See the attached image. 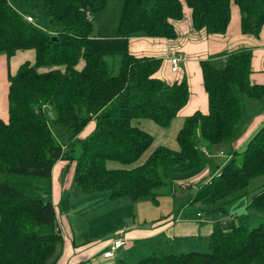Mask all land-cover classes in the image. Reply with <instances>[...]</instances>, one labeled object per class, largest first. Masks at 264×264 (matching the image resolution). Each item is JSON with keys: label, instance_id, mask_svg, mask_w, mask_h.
Masks as SVG:
<instances>
[{"label": "trees", "instance_id": "1", "mask_svg": "<svg viewBox=\"0 0 264 264\" xmlns=\"http://www.w3.org/2000/svg\"><path fill=\"white\" fill-rule=\"evenodd\" d=\"M21 1L42 2L50 22L60 28L44 29L9 0H0V52L7 57L21 49L36 53L34 62H23L10 74L7 115L0 116V264H56L60 258L64 239L56 231L52 201V168L59 159L76 161L72 180L81 192L107 190L113 199L137 202L156 200L171 172L204 166L212 146L227 142L232 152L220 174L190 194L192 203L219 210L243 196L252 178L264 175V121L241 150L233 146L245 101L264 105V83L251 79L250 48L229 53L220 67L201 61L208 112L196 110L185 118L176 135L177 149L158 144L138 165L133 163L154 136L133 120L148 118L169 126L187 104L190 90L185 76L167 82L157 75L161 58L137 56L128 49L134 34L175 38L174 22L184 16L185 6L196 30L225 33L236 4L241 31L259 35L264 0H122L114 36L93 32V14L109 0ZM116 56L120 64L110 65ZM43 105L55 110L52 125L67 138L64 143L46 122ZM90 120L96 122L94 131L79 137ZM107 161L123 166L109 168ZM248 209L264 214V187L252 194ZM249 217L236 214L215 221L208 252L175 253L152 244L133 264H264V221L250 227Z\"/></svg>", "mask_w": 264, "mask_h": 264}, {"label": "crops", "instance_id": "2", "mask_svg": "<svg viewBox=\"0 0 264 264\" xmlns=\"http://www.w3.org/2000/svg\"><path fill=\"white\" fill-rule=\"evenodd\" d=\"M174 23L177 30V36L175 38L134 34L128 39V49L132 54L137 56L147 55L161 58L162 63L157 75L163 80L172 82L175 79H181L184 76L188 80L190 90L189 100L179 111L178 115L172 119L169 126L161 127L148 118L133 120L134 125L150 132L154 136L153 144H155V146L163 144L177 149L179 146L174 144V138H176L177 132L183 125L185 118L196 110H200L204 113L208 112V94L203 81L201 68L202 60L207 59L215 66L220 67L225 64L229 53L242 48H250L253 53L251 62V79L253 82L264 83V27L259 35L242 32L240 28V10L236 4L232 5L231 21L225 33H207L205 30H196L191 22V13L187 6L184 8V16L179 20H175ZM29 51L33 53V60H29L27 56L21 58V56L24 54L26 55ZM176 52L182 53L183 56L179 61L177 69L174 71L171 68L170 56ZM35 54V49H21L16 51L11 57H7L6 54L5 56L0 55V61L2 59L6 61V74L2 75L1 79L3 80H0L4 83L3 86L0 85V100L2 101V103L0 102V116L5 117L7 115V90L10 74H15L23 62H34ZM10 60L13 62V67L15 69L14 72H11L10 65H12V63ZM84 64V60H81L77 65V68L81 69ZM243 116L245 119L243 117L241 132L233 142L234 148L238 150H241L245 146V143L250 136L256 131L261 122L264 121V105L260 104L259 108L255 105L250 108L249 105L245 103ZM92 123H95L96 127L95 120H90L83 130L91 126ZM81 132L79 134H81ZM157 136L159 138L158 140ZM153 148L151 150H153ZM151 150L146 153L144 159H146ZM228 157L230 158V154ZM65 161L66 160L59 159L52 168L53 204L56 200L55 189L56 184L58 183L57 179L60 180V182L63 181L62 173ZM107 164L109 168H119L123 166L121 163L115 161H108ZM199 174L200 172L193 174V179L199 177ZM249 201L251 200L248 199L245 202H242V205H239V208H236L234 212L232 211L227 218L235 217L236 214H242L244 211L249 210ZM234 203L237 204V201L232 202V204ZM70 213L71 212H66L67 217L64 219L65 225H63V223L59 224L64 242L62 254L56 264H116L118 260L120 264H127L126 262L129 261V259L136 257L137 254H139L144 245V243H140L139 245L136 241L150 238L151 241L149 242H152V244H159L161 246L163 243H167L174 246V241L177 237L180 238L183 235H189L193 232L191 226H173L169 220L171 214H168L161 217L159 228L154 230L151 234L150 230L144 225L146 219L143 217L142 213L141 218H139L138 221L136 220V224L133 226L130 224L123 226L126 228L125 236L127 238V243L125 245L127 246L123 249H121L122 247L118 249L115 256L117 258L116 260V258L103 257L102 253L104 250L108 249V244L111 239L102 241L100 237L103 233H109L110 231L113 232L114 236V231L122 226L113 225L108 228L101 226L102 229L101 232H99L89 225L86 228L81 220L77 219L80 226H78V233H76L71 226L70 218L68 217ZM147 217L149 218V216ZM57 218H59L58 214ZM180 218L181 217H178L176 220H179ZM257 218L262 219L263 217L262 215H257ZM204 222L207 223L206 220ZM213 223L214 222L210 223L209 227H205L208 236L212 230ZM63 232L65 235L70 233L71 236V241L69 242V255L66 254L69 240L67 236L63 235ZM99 233H101L100 236ZM90 241H93V245H89ZM75 249L78 250L75 252ZM131 249H137L138 253L129 256Z\"/></svg>", "mask_w": 264, "mask_h": 264}, {"label": "rangeland", "instance_id": "3", "mask_svg": "<svg viewBox=\"0 0 264 264\" xmlns=\"http://www.w3.org/2000/svg\"><path fill=\"white\" fill-rule=\"evenodd\" d=\"M9 1L17 8V10H19L20 13L22 12L25 15H32V17L34 18V23L38 24L44 29L52 31L60 28V25L58 23L50 22V17L47 14L46 8L42 2L21 0ZM122 9V0L107 1L106 5L102 10H99L93 14V32L96 34L99 33L101 34V36L116 35V33L118 32V23L120 20ZM0 55L5 56L3 52H0ZM24 56H27L29 60L34 59L33 53L31 51H29L26 55L24 54L23 56H21V58H23ZM110 60H113L112 64L110 65L117 66L120 64V61L122 59L120 56H116L115 58H111ZM11 63V72H14L15 69L13 67V62ZM5 65L6 61L2 59L0 61V80H3L1 79L2 75L6 74ZM0 85L3 86L4 83L0 81ZM0 102L2 103L1 100ZM245 103L248 104L250 108L255 105L259 108L261 104L260 102L251 100H246ZM43 109L45 112L44 116L46 122L49 126H51L52 132L56 140L58 142L64 143L67 138L61 132H58L52 125V121L55 117V110L50 108V106L48 105H43ZM94 129L95 123H92L91 126L85 128L81 132V134H79V137H86L90 135L94 131ZM158 139L159 138L157 136V140ZM174 144L178 145L176 138H174ZM154 146L155 144L151 145L149 149L143 154V156L133 164L138 165L144 162V157L146 156V153L151 150ZM231 152L232 147L230 143L222 142L213 145L210 149V152L205 156L206 164L204 166L189 171L171 172L167 180V186L158 189L159 194L156 200L143 199L137 202H132L129 198L113 199L110 197V193L107 190L95 193L81 192V190L74 184L73 180L71 179L75 172L76 161L66 160L64 162V169L62 173L63 181L60 182V180L57 179L58 183L56 184L55 189L56 200L54 201V205L59 217L57 218L56 231L61 233L59 224L63 223V225H65L64 219L67 217L66 212H71L68 217L70 218L71 226L74 228L76 233H78L77 228L78 226H80V223L79 221H77V219H80L82 224H84L86 228L89 225L94 230L101 232V226L105 228H108L109 226L113 225L127 226V224H130L133 226L134 224H136V220L138 221V219L141 218V214L143 213V217L146 219L144 221V225L150 230L152 234L154 230L159 228L161 217L171 214L169 220L171 221V224H173V226H191V230L193 232L189 235H183L180 238L177 237L174 241V246H171L167 243H163L161 245V249L175 253L189 251L208 252L210 251V248L208 246V235L206 234L205 227H209L210 223L215 222L217 220L227 221L228 219H230L227 218L228 213L230 214L232 211L234 212L236 208H239V205H242V202H245L248 199L251 200L252 194L264 187V175L252 178L249 182L247 192L243 194V196H240L239 198L234 200L237 201V204L230 203L223 210H219L216 207L213 208L212 206L208 205H202L200 203H192V200H190V194L195 193L196 189L201 183H203V181L212 177L214 174H217L218 171H221L222 165H224L226 159L229 158L228 155L231 154ZM238 161L239 163L242 162L241 155H238ZM199 172V177L193 179V174ZM182 182H186L191 186L182 187L180 185ZM199 210L202 212V216H197V211ZM242 214H249L250 217L248 219V224L250 227L257 226L260 222L264 221V214L258 211L249 209L247 211H244ZM257 215H262L263 218L258 219L256 218ZM147 216H149V218ZM178 217L181 218L179 220H176ZM205 220L207 221V223L204 222ZM63 235H65L64 232ZM100 235L101 233H99V236ZM65 236H67L69 240L68 249L66 253L67 255H69V242L71 241V236L70 233ZM113 238L114 236L112 231H110L109 233H103L100 237L102 241H106L108 239L112 240ZM149 241H151L150 238L136 241V243L139 245L140 243H144L139 253H141L142 251L144 253L147 248L149 249L150 246H153L152 242ZM89 243V245H93V241H90ZM126 246L127 245L124 244L121 249ZM76 250L78 249H75V252ZM117 251L118 249L115 251V254L117 253ZM134 253L137 254L138 250L131 249V252H129V256L133 255ZM138 255L139 254H137L136 257L129 259V261H127L126 263H135ZM115 258L116 257H114V259ZM116 264H120L119 260L118 262H116Z\"/></svg>", "mask_w": 264, "mask_h": 264}, {"label": "built area", "instance_id": "4", "mask_svg": "<svg viewBox=\"0 0 264 264\" xmlns=\"http://www.w3.org/2000/svg\"><path fill=\"white\" fill-rule=\"evenodd\" d=\"M21 14L29 21H34V18L32 17V15L30 14H23L21 12ZM182 53L180 52H176L173 55L170 56V63H171V68L175 71L178 67L179 61L182 58ZM203 150H205V148L203 147ZM221 171H218L217 174H220ZM182 187H190L191 185L186 183V182H182L181 183ZM197 216H201V213H197ZM125 231L126 228L125 227H119L114 231V238L110 241V243L108 244V249L103 251V257L105 258H114L116 256L115 251L117 249H119L120 247H122L124 244L127 243V238L125 236Z\"/></svg>", "mask_w": 264, "mask_h": 264}, {"label": "water", "instance_id": "5", "mask_svg": "<svg viewBox=\"0 0 264 264\" xmlns=\"http://www.w3.org/2000/svg\"><path fill=\"white\" fill-rule=\"evenodd\" d=\"M52 39H56V36H53ZM223 212H225V211H223Z\"/></svg>", "mask_w": 264, "mask_h": 264}]
</instances>
